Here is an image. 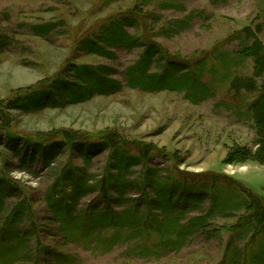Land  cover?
<instances>
[{
  "label": "rangeland",
  "instance_id": "1",
  "mask_svg": "<svg viewBox=\"0 0 264 264\" xmlns=\"http://www.w3.org/2000/svg\"><path fill=\"white\" fill-rule=\"evenodd\" d=\"M114 27L125 36L103 42ZM246 28L264 44V0H0V264H264V164L225 162L257 147L256 93L230 90L253 73ZM149 45L145 77L165 53L190 63L189 83L132 87ZM64 85L92 92L72 101ZM56 181L72 237L47 202Z\"/></svg>",
  "mask_w": 264,
  "mask_h": 264
},
{
  "label": "trees",
  "instance_id": "2",
  "mask_svg": "<svg viewBox=\"0 0 264 264\" xmlns=\"http://www.w3.org/2000/svg\"><path fill=\"white\" fill-rule=\"evenodd\" d=\"M242 32L246 35L247 39L251 40V44L247 45L242 51H240L239 55L251 60L252 67H253V73L251 77H239V76L234 77L230 82V90L234 93L235 96H238L241 91L256 93V97L254 98V100H252L248 104V110L251 115L252 121L254 123L255 131H256L257 147L254 152L250 151L246 147L231 149V151H229V153L226 156L225 162L233 164V163H246L250 161V162H256L257 164L262 165L264 164V44L259 39L256 38V36L250 31L249 28L244 29ZM125 34L126 33L122 31V29L119 27H114V29L110 28L108 29L107 35H106L107 37H105L106 39L105 41L103 40V42H106V43L112 42L110 41V36L112 39L114 37V40L120 41L121 38L125 36ZM159 49L160 48L158 46H152V45L147 46V48L143 52V56L141 57V60L137 64V65H142V66L140 67L136 65L134 68H131L128 70L131 76L130 80H131L132 87L134 88L139 87V88H143L148 91H154L157 89L159 90L160 88H170V89L177 90V89L182 88L181 82H182V85L187 82L189 83L190 78H191V74H190L191 72L187 70L183 73H180V69L182 68L192 69L190 63H188L186 60L184 61L178 58L171 59L170 56L166 55L165 53H162V55L160 56V59L165 61V64L163 66V69H164L163 74L158 75V76L149 74L145 77V74L147 73V69H148L147 67H149L153 56L156 53L161 54V51H159ZM98 50H101V48L99 49L98 47ZM82 69H85V68L83 67L79 69L80 72ZM88 69H91V68H88ZM177 73L181 74L179 79H175V75ZM257 78L262 79L259 85L256 82ZM103 82L104 81L102 80L101 81L99 80L98 82L93 80V84L95 88L94 91H100V93H107L108 90L103 85ZM106 82L107 84H111L112 81L107 80ZM190 84H191L190 87L195 86L194 84L192 85L191 82ZM64 87L66 88L65 93H67L68 100L70 99L72 101H78V100L81 101V100L87 99L89 94L92 92V91H88L83 86L82 87L79 86L80 88L79 92H75L74 90L70 89V86L68 85H64ZM28 102L32 104L31 103L32 101H30L29 99H28ZM20 106L23 107L24 102H22ZM0 118L1 119L5 118V121L7 122V120L10 119V115L6 113L5 111H3L2 109H0ZM95 137H96L95 142H99L100 144H103V146L108 145V147H110L111 149L120 147L121 141H119L117 138H115L112 135H108V136L100 135V136H95ZM82 139L84 140V143L86 146L85 148L87 149L86 150L87 152H88V149L97 146V143L96 145H92L94 141H92L89 138L84 137ZM143 149H144L145 155L150 150L148 146L144 147ZM87 158H89L88 155H87ZM118 162L119 164L121 163V157L118 159ZM66 178L73 181L74 191L77 195L84 194L85 189H82V186L77 181L76 177L74 176L72 172H70L66 176ZM214 180H218V178H214ZM57 183L58 181L54 183V186L52 187V193H50L47 196V202L50 207V210L53 213H55V215L57 216V219L61 223H63L64 229L67 235L72 237L73 233H75L76 231L73 229V226H72L73 222L67 223L64 220L63 211L61 207L62 200L54 199L53 197V193L55 192L54 190H56ZM236 184H238V182ZM3 193L4 191L0 189V212L3 209V202H2ZM219 200H222V199H219ZM219 200L217 201V203L219 204V207L224 208L227 204L223 200L222 201H219ZM198 201H199V196H196L195 202L197 203ZM162 202L164 204L165 210H170L172 208V204L170 200L168 202L165 199ZM23 204L24 202H21L18 207H20L21 209H24L22 207ZM256 206H257L256 207L257 213L253 214L252 220H254L255 223H258L260 228L264 229V205H260V203L257 202ZM213 207H214V204L211 206V208ZM211 208H210V211H211ZM100 217L102 216H99L98 218ZM193 222H194V225L201 224L202 220L199 218ZM136 224L137 223H135V225ZM94 226L99 227V224L96 223ZM2 258L3 257H1L0 260ZM6 262L7 261H4L3 264H5Z\"/></svg>",
  "mask_w": 264,
  "mask_h": 264
}]
</instances>
